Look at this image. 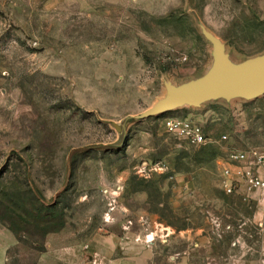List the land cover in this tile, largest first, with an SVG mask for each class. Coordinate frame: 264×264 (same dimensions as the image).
<instances>
[{
	"label": "rangeland",
	"instance_id": "obj_1",
	"mask_svg": "<svg viewBox=\"0 0 264 264\" xmlns=\"http://www.w3.org/2000/svg\"><path fill=\"white\" fill-rule=\"evenodd\" d=\"M199 23L234 60L264 52V0H0V264H98L95 241L127 231L264 264L263 206L222 177L230 151L264 148V94L112 124L206 69ZM168 115L207 142L166 133Z\"/></svg>",
	"mask_w": 264,
	"mask_h": 264
},
{
	"label": "water",
	"instance_id": "obj_2",
	"mask_svg": "<svg viewBox=\"0 0 264 264\" xmlns=\"http://www.w3.org/2000/svg\"><path fill=\"white\" fill-rule=\"evenodd\" d=\"M201 36L210 44V63L198 76L175 83L163 81L164 92L151 106L128 115L123 124L112 122L121 132L127 122L159 117L178 108H200L205 103L253 100L264 94V52L234 60L225 43L199 23Z\"/></svg>",
	"mask_w": 264,
	"mask_h": 264
},
{
	"label": "built area",
	"instance_id": "obj_3",
	"mask_svg": "<svg viewBox=\"0 0 264 264\" xmlns=\"http://www.w3.org/2000/svg\"><path fill=\"white\" fill-rule=\"evenodd\" d=\"M161 125L166 133L189 145L207 142L202 125L190 118L163 116ZM228 160L230 165L223 168L222 175L225 191L244 195L246 201L263 206L261 215L264 217V148L232 150Z\"/></svg>",
	"mask_w": 264,
	"mask_h": 264
},
{
	"label": "crops",
	"instance_id": "obj_4",
	"mask_svg": "<svg viewBox=\"0 0 264 264\" xmlns=\"http://www.w3.org/2000/svg\"><path fill=\"white\" fill-rule=\"evenodd\" d=\"M149 231L155 236L160 233V231L153 229ZM142 233L127 231L124 235L119 236L112 232L101 236L95 241L98 243V247H93V250L98 248L100 251L96 261L98 264H158L159 255H162L164 264H195L194 259L198 256L203 258V264H214L208 259L211 256V250L203 247L205 245L203 238L195 244L196 247L194 248L187 246L183 251H179L174 247L165 245L164 248L167 250L164 251L163 249V252H159L155 241H152L151 244H145L141 240L143 238ZM95 242L93 244H96ZM169 242L171 241L169 240ZM241 259L238 264H259L258 261L247 260L244 257ZM230 262L228 261L227 264H233Z\"/></svg>",
	"mask_w": 264,
	"mask_h": 264
}]
</instances>
